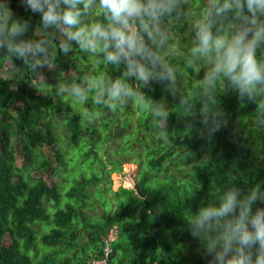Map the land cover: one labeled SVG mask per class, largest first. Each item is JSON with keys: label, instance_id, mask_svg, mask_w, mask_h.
Returning <instances> with one entry per match:
<instances>
[{"label": "trees", "instance_id": "obj_1", "mask_svg": "<svg viewBox=\"0 0 264 264\" xmlns=\"http://www.w3.org/2000/svg\"><path fill=\"white\" fill-rule=\"evenodd\" d=\"M10 7L15 18H31L23 39L45 37L39 14L26 10L21 0H10ZM186 7L183 16H187ZM92 21L103 22V16L93 12L84 17L85 23ZM189 21L188 16L184 21L167 20L171 43L179 49L169 57L179 68L175 97L158 83L141 89L153 101L169 107L167 138L159 135L157 121L131 101L126 107L110 110L96 107L91 99L81 105L71 97H58L47 84L78 83V76L89 73L116 79L124 67L97 64L96 58L81 52L74 41L70 42L72 50L64 55L55 49L64 39L59 33L54 41V67L37 69L46 76V83L37 81L22 61L14 58L12 65L0 58V234L4 233L17 252L7 256L5 249H0V264H122L120 251L127 264H208L211 257L205 255L202 242L191 236L187 223L192 214L217 202L216 195L233 184L244 191L260 184L264 190V128L257 125L261 113L255 103L218 88L227 127L211 139L199 137V123L192 132L186 131L188 120L180 99L193 97L207 70L204 64H197L194 70L186 63L194 46ZM262 52L264 49L258 50V57ZM4 54L0 51V57ZM199 107L197 101L196 109ZM86 108L99 115L111 113V119L91 122L80 115ZM118 118L122 128L132 127L131 133L122 137L116 154L125 156L126 161L135 159L138 169L134 189L113 192L110 172L99 154L104 146L101 132L107 135ZM135 142H142L141 152L131 147ZM18 157L25 161L22 168L17 165ZM68 162L80 164L82 173L67 184L64 174L59 183H49L45 174L32 176L41 170L48 175L65 173ZM95 164L97 171L91 168ZM4 195L10 196L9 203ZM95 199L99 200L100 215L88 214L97 211ZM258 207L264 208V203L257 202L253 212ZM103 219L108 225L102 236L98 225ZM113 226L118 236L108 243L104 238Z\"/></svg>", "mask_w": 264, "mask_h": 264}, {"label": "clouds", "instance_id": "obj_2", "mask_svg": "<svg viewBox=\"0 0 264 264\" xmlns=\"http://www.w3.org/2000/svg\"><path fill=\"white\" fill-rule=\"evenodd\" d=\"M188 0H21L32 14L40 15L45 37L23 39L31 27V18H15L10 0H0V57L14 65L13 59L34 72L37 81L46 83L43 72L52 69L57 59L56 33L64 39L55 45L64 55L74 41L79 50L96 58L97 64L119 68V78L83 74L79 82L60 81L48 85L58 97H71L85 105L91 99L96 107L117 110L131 101L158 123L159 135L167 138L171 111L163 102L153 101L141 89L154 83L164 86L173 97L177 94V73L169 57L179 49L172 45L167 20L179 19ZM203 7L194 21V46L186 61L197 70H207L193 97L182 96L180 108L188 120L186 131L196 124L199 137H211L228 120L219 106L218 88L234 92L241 101L257 105L261 115L257 125L264 128V0H202ZM82 5V7H80ZM187 6V5H186ZM95 12L103 22H84ZM51 30V31H49ZM51 49V51H50ZM135 81L131 83L130 81ZM200 107L196 109V102ZM82 118L93 120L99 113L84 109ZM215 200L201 207L187 223L191 236L202 242L208 264H264V203L260 184L244 191L236 185L220 191Z\"/></svg>", "mask_w": 264, "mask_h": 264}, {"label": "rangeland", "instance_id": "obj_3", "mask_svg": "<svg viewBox=\"0 0 264 264\" xmlns=\"http://www.w3.org/2000/svg\"><path fill=\"white\" fill-rule=\"evenodd\" d=\"M187 7H186V15L188 16V18H190L191 21H189V23H187L188 29H190L194 23L192 16L196 15V12L199 8H201L200 10H202L203 7V2L202 0H188L187 2ZM185 5V6H186ZM187 16H182L179 19H172V21H184L185 18H187ZM186 26V25H185ZM187 26L185 27V30L187 29ZM181 28V27H180ZM192 29V28H191ZM8 64H5V67H7ZM7 69V68H6ZM47 70H50L47 68ZM3 74V73H2ZM72 75H76V73L74 71L71 72ZM46 77V76H45ZM111 119V113H107L105 115H98L97 117V123L101 124L105 119L106 121H110ZM112 119H114L113 115H112ZM136 119V118H134ZM93 122V121H91ZM105 122V121H104ZM132 127V125H130V128ZM130 128H122L121 125V118H118V120L111 124L109 127V133L106 135L103 132H101L102 134V142L104 141V146L102 151H100V158L102 159L105 168H106V172H110L109 173V180L111 182L110 184V190L113 192H116L119 190V188H126V189H132L134 187V181H136L135 177L137 174V164L134 162L135 159H132V161H126L124 160L126 157L123 155H117L116 154V150H119V145L121 143V139L122 137L128 135L131 133V131L129 130ZM108 137H110L109 140H106ZM142 142H135L133 144H131V147H134L136 149V151L141 152L142 151ZM112 160H118L119 164L117 165H112L109 164V161ZM121 162V164H120ZM25 164V161L23 160L22 157H18L17 160V165L19 168H22L23 165ZM53 165L56 167V163H53ZM68 167H67V171L64 173V171H57V175H48L47 173H44L43 170H41L39 173H32V176H42L41 174H45L43 175V177L49 182V183H59L61 180L60 175L64 174L65 175V180H66V184L67 182H69V180H71L72 177H77V175L81 174L82 171L80 170V164L78 166H74L72 165V162H68ZM98 165V164H97ZM97 165L95 164V166L91 167L93 170L97 171L96 167ZM84 172V171H83ZM65 184V185H66ZM65 185L63 186V189L65 188ZM4 200L9 203L10 202V196L9 195H4ZM107 198L112 201L113 200V196H111L110 194L107 195ZM96 200V199H95ZM96 207H97V211L95 212H88V214H101L102 210L99 207V200H96ZM93 217V216H92ZM108 223L105 219L101 220L99 222L98 225V231L101 233V235L103 236L105 228L107 227ZM118 236V232L116 230V227L113 226L111 229H109L107 236L104 238L106 240V242L110 243L113 240H115ZM119 243H124L126 245H128V242L126 241H119ZM4 248L6 251V255L7 256H15L17 254L16 251H13L11 249V242L8 238H6V236L4 235V233L0 234V249ZM110 251L109 248L107 249V252ZM119 255L122 259V264H127V258L123 257L122 252H119ZM149 264V263H148Z\"/></svg>", "mask_w": 264, "mask_h": 264}, {"label": "water", "instance_id": "obj_4", "mask_svg": "<svg viewBox=\"0 0 264 264\" xmlns=\"http://www.w3.org/2000/svg\"><path fill=\"white\" fill-rule=\"evenodd\" d=\"M135 184H136V181H134V186H135ZM132 189H134V187Z\"/></svg>", "mask_w": 264, "mask_h": 264}, {"label": "built area", "instance_id": "obj_5", "mask_svg": "<svg viewBox=\"0 0 264 264\" xmlns=\"http://www.w3.org/2000/svg\"><path fill=\"white\" fill-rule=\"evenodd\" d=\"M92 264H97V263L96 262L95 263L93 262Z\"/></svg>", "mask_w": 264, "mask_h": 264}]
</instances>
